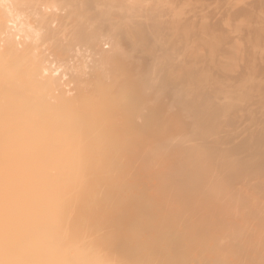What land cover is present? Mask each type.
I'll return each mask as SVG.
<instances>
[{
    "label": "bare ground",
    "instance_id": "6f19581e",
    "mask_svg": "<svg viewBox=\"0 0 264 264\" xmlns=\"http://www.w3.org/2000/svg\"><path fill=\"white\" fill-rule=\"evenodd\" d=\"M251 1L0 0V264H264Z\"/></svg>",
    "mask_w": 264,
    "mask_h": 264
},
{
    "label": "rangeland",
    "instance_id": "374dc122",
    "mask_svg": "<svg viewBox=\"0 0 264 264\" xmlns=\"http://www.w3.org/2000/svg\"><path fill=\"white\" fill-rule=\"evenodd\" d=\"M165 1H167V0H165ZM168 1H170V0H168ZM241 1H242V0H241ZM251 2H252V4L256 3L255 0H252ZM247 27H248V25H247L245 28H247ZM105 47H106V46H105Z\"/></svg>",
    "mask_w": 264,
    "mask_h": 264
}]
</instances>
